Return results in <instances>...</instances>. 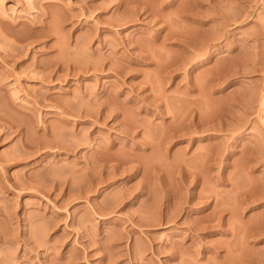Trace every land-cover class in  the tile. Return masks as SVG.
Segmentation results:
<instances>
[{
    "label": "rangeland",
    "instance_id": "374dc122",
    "mask_svg": "<svg viewBox=\"0 0 264 264\" xmlns=\"http://www.w3.org/2000/svg\"><path fill=\"white\" fill-rule=\"evenodd\" d=\"M0 109V264H264V0H0Z\"/></svg>",
    "mask_w": 264,
    "mask_h": 264
},
{
    "label": "bare ground",
    "instance_id": "6f19581e",
    "mask_svg": "<svg viewBox=\"0 0 264 264\" xmlns=\"http://www.w3.org/2000/svg\"><path fill=\"white\" fill-rule=\"evenodd\" d=\"M9 27V26H8ZM9 30V29H8ZM4 109V108H3ZM1 110V109H0ZM1 111H3V110H1ZM7 111L8 110H6V112L5 113H7ZM9 116H5V115H3L2 113L0 114V122H1V126H2V133L0 134V138H2V140H5V139H7V138H9V136L12 134V130L14 129V128H16L13 124H12V122L13 121H11L10 120V118H8ZM43 132H44V130H43ZM1 165V164H0ZM1 167V166H0ZM53 181H55L54 179H52ZM55 182H53V184H54ZM57 183V182H56ZM58 185V184H57ZM71 185V187H70V189L73 191V189H72V184H70ZM55 186V185H54ZM59 186V185H58ZM57 187V186H56ZM55 188V187H54ZM55 190V189H54ZM70 190V191H71ZM79 193V192H78ZM74 194V193H73ZM92 205L93 206H95L93 203H92ZM92 208H94V207H92ZM96 208V207H95ZM94 208V209H95ZM93 210V209H92ZM97 211V210H96ZM92 213V212H91ZM93 213H95V212H93ZM97 213V215H98V212H96ZM56 215V214H55ZM92 215V214H91ZM96 215V214H95ZM118 245V244H117ZM86 254V253H85ZM73 255V254H72ZM72 255H71V257H72ZM75 255V254H74ZM88 255V254H87ZM87 255H85V256H87ZM70 256V255H69ZM76 256V255H75ZM89 256V255H88ZM69 258V257H68ZM67 258V259H68ZM85 258V257H84ZM88 258V257H87ZM73 259V258H72ZM71 259V260H72ZM75 259H73V261H74ZM69 263H71V262H69Z\"/></svg>",
    "mask_w": 264,
    "mask_h": 264
}]
</instances>
